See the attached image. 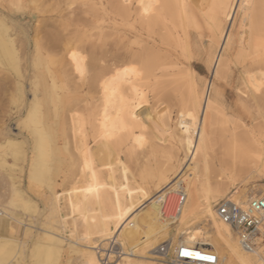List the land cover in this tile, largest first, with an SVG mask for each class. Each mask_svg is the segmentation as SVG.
Segmentation results:
<instances>
[{"label": "bare ground", "instance_id": "bare-ground-1", "mask_svg": "<svg viewBox=\"0 0 264 264\" xmlns=\"http://www.w3.org/2000/svg\"><path fill=\"white\" fill-rule=\"evenodd\" d=\"M205 1L210 5L207 12L203 15L209 20L212 28V37L218 43L217 53L210 60L213 66V78L217 80V84L219 85L222 80L224 82L228 78L232 69L231 64L233 59L230 50L232 47L230 48L231 43L229 42L231 41L229 40L231 39L229 33L232 25H234L235 13L239 8L244 6L243 10L247 24L249 22L252 28L249 33L250 42L240 44L242 48L239 45L241 55H243L242 52L250 51V49H253L257 53L264 48V46H260L258 41H256L257 37L255 36L257 31L258 33L260 31L258 24L255 25V22H257L256 19L261 13L257 16L258 9L252 8L254 0ZM112 5V25L101 27L99 23H96L90 26L86 25V27L82 26L83 28L77 26L75 30L83 33V39L78 41L72 36L74 31L69 30L70 27L64 28L65 30L63 29V32H66V34H59L57 31V33L53 34H48L47 32L43 34L38 17L31 16V20L36 21V24L33 28L28 29L27 27L26 34L34 33L35 36H33L36 39H31V41L30 38H26L28 40L25 43L20 41L22 43L20 46L16 34L14 36L17 40L14 39L13 33H11L12 29L8 27L10 23L8 22V24L0 17V55L17 61L19 59L18 48L20 47L23 49L24 54H26V58L28 55L31 56V54L46 56L47 60L50 58V65L47 66L48 79L53 86L57 87L56 75L59 73L66 75L62 71V67L66 64L81 79H84L83 75L86 72L85 69L88 64L83 53H88L92 60L90 67L94 71L92 82L97 87L99 94L96 100L97 106L94 118H77L72 115L70 117L72 127L70 134L65 132L56 133L52 130L44 133L40 130V128L43 130L44 127L34 129L33 135L32 133H30L31 135L29 134L33 137L30 157L18 151L19 145L16 144L15 140L8 139L3 144H0V146H4L3 148L12 151V154L14 153L15 161L22 163L21 165H25L26 163V166L29 168L28 180L30 181H28L29 184L25 191L23 187H19L21 185L15 187V194L19 198L21 207L20 212L13 215L16 216L15 222L17 226L15 227V232L17 234L11 237L5 232L6 236L0 237V252L1 248L15 242L19 245L16 264H25V254L28 251H25L27 246L32 248V255L41 258L44 264H57L59 261H61L60 264H65L63 261L64 253L62 245L67 239L53 230L55 222L58 225V228L56 227L55 230H59L60 228L62 230L66 226L64 215L61 216L62 209L58 203L60 198L58 190L61 187L58 181L61 179L63 181L71 179L82 182L80 184H83V186L72 188L68 192L66 201L69 203V216H80L79 213L83 211L89 202H110L112 217L110 216L111 218L109 219L106 217V220L104 219L100 225L101 242H105V244L108 243L111 246L119 244L124 252L126 247L134 251L137 243H133V239L139 238L140 241L145 242L146 244L143 247L146 248L150 245L147 240L151 236L173 229L175 232L173 237L170 239L169 235L170 240L166 242L169 248L175 246L199 247L200 249L214 253L219 259L218 264H240L242 260H246L247 264H264V258L258 253H250L242 248L238 236L233 233L229 225L218 218L215 210L217 199L213 196L214 188L209 181L207 157L205 154L210 141L208 139L207 126L210 118H227L222 113L225 97L221 95L222 92L220 94V92L216 91L213 81L207 84L204 83L206 84L203 86L204 89L200 90L197 79L188 70V67L194 64L191 62V36L189 33L191 24L186 11L187 1L168 0L165 6H159V0H114ZM163 10H166L168 14L180 22L182 33L181 35H177L175 39L180 43L178 46H182L184 61L175 55L177 52H171L167 48L170 47L167 37L171 32H164L162 35L157 30L162 22H160V19L163 16ZM258 21L260 22V19ZM165 27L162 30L166 29ZM167 28L170 27L167 26ZM106 29L110 31L106 32ZM166 30L168 31V29ZM93 32H97V34ZM245 37L247 38V36ZM173 38L171 37V39ZM176 40L173 42L175 43ZM178 46L176 47L178 48ZM251 52L253 54V51ZM73 53H75V58L73 57ZM239 67L242 68V66ZM13 68L16 70L18 67L14 66ZM64 69L68 71L67 68ZM124 69H132V71L125 72ZM243 70L248 75V78L245 79L248 89V91H245L248 93L247 97L243 98L245 105L241 107L244 113H246L244 118H249V120L264 118V54L254 57L249 62V65H245ZM255 71L256 73H254ZM62 77L64 78L63 75ZM160 86L167 87L175 96L181 87L185 91L184 97H180V103L187 114L185 126L190 138L191 153L187 163H185V166L179 173H176L179 163L177 159L174 160L173 158L174 161L170 159L167 164L165 163L166 165L156 172L150 170L151 172L147 176L151 180L150 184L140 193L143 200L149 204L140 209L144 205V203H140L138 209L132 213L133 208H129L130 210L126 211L124 223L113 234L111 226L118 227L121 218L125 215V211L121 200L117 199L116 195L110 190L115 186H113L115 180L113 171H106L107 174H104L100 167L105 166V164L109 166L113 164L115 151H122L125 148L129 154V152L133 151L135 143L140 144L143 141L141 139L142 131H144L146 126L145 121L141 119V115L137 111L143 104L146 105L148 102L145 88L149 90L150 87L154 89ZM18 87V90L24 91L21 85H18ZM237 95L240 98V94ZM28 112L27 118H31L32 115L36 114L34 105H32ZM156 112H158L155 113L157 114L156 118H166L163 111L161 113L159 111ZM85 126H89V129L86 130ZM136 131H139L140 134L137 135ZM32 137H30V140ZM42 141L44 142L43 151ZM262 141H254L253 148L257 159H261L264 156V143ZM131 158L133 157L131 156ZM115 160L120 163L117 158ZM23 169V166H21L20 170L22 172ZM69 174H72V176H69ZM43 179H46L48 182V191L43 189L42 186L37 185ZM78 182L76 183L78 184ZM221 190L219 191L221 192ZM153 191L155 192L154 195H152ZM167 191H169L168 193H181L186 196V201L178 207L177 213L168 217L163 212V202L165 201L164 198L167 195ZM26 192L36 197V200L29 197ZM61 193L64 192L61 191ZM234 194L237 195V191ZM256 197H264V188L259 193H253L252 195H248L245 191L242 195L235 196L234 199L240 203H246L249 199ZM133 199H137V197L133 196ZM41 207L47 211V215L45 220H42L39 225L42 227L38 229L40 231L33 232L35 233V237L31 238V241L28 243V234L30 236L32 230L37 228L26 224L27 218L32 216V211L33 213L38 212L42 214ZM7 212L0 209V215L11 219V214ZM53 217L58 218V221L55 219L53 222ZM7 229L6 225V229L4 230ZM74 242V245L79 247L76 249L77 252L84 253L85 260L83 264H101L100 256L103 249L99 248V245L89 241L86 245L87 251L85 252L82 250L83 245L81 243ZM27 243L30 245H27ZM124 254L127 255L126 253ZM15 258L14 260H16ZM12 263L9 262L8 264ZM34 264H37L36 261ZM38 264H40L39 261Z\"/></svg>", "mask_w": 264, "mask_h": 264}, {"label": "rangeland", "instance_id": "rangeland-1", "mask_svg": "<svg viewBox=\"0 0 264 264\" xmlns=\"http://www.w3.org/2000/svg\"><path fill=\"white\" fill-rule=\"evenodd\" d=\"M113 1L114 0H0V17H2V19H4L7 23H10H8V27L9 29H12L11 33H13L12 35L15 40L18 39L17 41L19 45L25 43L28 40L26 38H30V40L35 38L34 33L26 34L27 27L30 29L36 24V21L31 20V16L38 17L39 25L42 28L43 34H46V32L48 34L57 32L59 34H66V32H63V29L70 27L69 30L74 31L72 36L78 41L83 39V33L79 30H75L77 26L79 28H83L86 27V25L90 26L96 23H99L101 27H109L112 25L113 14L111 10L113 7ZM167 1L168 0H159V6H165ZM186 1V11L191 24L189 28L191 36V62L194 64L189 66L188 70L192 72L197 79L200 90H203V86H205L208 82L213 81L216 91L220 92V94L222 92L221 95H224L225 97V103L222 105V113L226 115L227 118H210L207 126L208 139L210 141L208 145L209 148L207 147L205 154L207 157V168L210 178L209 181L214 188L213 196H215V199L219 202L223 198L233 195L236 191L237 195L234 194L233 198L235 196L242 195L245 191L248 195L259 193V191L264 188V156L261 157V159H257L253 145L255 140H263L262 142L264 143V118H253L251 120H249V118H244L246 113H244V110L241 107L245 105L243 98H246L248 93L246 92L248 89L245 80L248 78V75L243 69L245 65H249V62L254 59V57H257V55H263L264 48L259 50L257 53L253 49H250V51L247 50L246 52H242L243 55H241L240 51L242 46L240 44L250 42L251 39L249 38V33L252 29L249 22L247 24L243 10L244 6H242L235 13L236 15L233 21L234 25H232L229 33L231 39L229 40L231 41L229 42L231 43L230 48L232 47L230 50L232 52L231 54L233 59V65L231 64L232 69L229 73L231 78L228 76L224 82L222 80L218 85L217 80L213 78V66L210 60L213 58V55L217 53L218 43L214 40V37H212V28L209 20L203 15L209 9L210 4L205 0ZM252 4V8L255 7V10L258 9L257 16L261 13L256 19L257 22H255V25L258 24V28L260 29L259 33L257 31V34L255 35L257 37L256 41H258L260 46H264V0H261V2L260 0H254ZM13 5L16 6L14 7ZM258 19H260V22ZM160 22L161 23L157 28L159 33L163 35L164 32H171L167 37L168 43L170 44V47L167 48L171 52H177L178 54L176 53L175 55L184 61L182 46L179 45V47L178 44L180 43L175 39L177 35H181L182 33L180 22L168 14L166 10H163V16L160 19ZM13 24L14 26H12ZM167 26L171 29L167 28ZM164 27L168 29V31L166 29L162 30ZM107 31L109 32L110 30L106 29V32ZM93 33L97 34V32ZM15 34L17 39L14 36ZM245 36H247V38ZM171 37L174 38L171 39ZM174 40H176V45L173 42ZM176 46H178V48ZM18 50L19 59H17V61H13L10 57L7 58V56L4 57V55H0V144H3L4 141L8 139L15 140L17 142L16 144L19 145L18 151L23 152L26 156L30 157L32 153L31 145L33 139V137L30 136V133L33 135L34 129L44 127L45 129L43 128V130L40 128V130L44 133H48L52 130L56 133L65 132L70 134L72 132L70 117L72 115L77 118H94L97 106L96 100L98 99L99 94L97 87H95L92 82L94 71L90 67L92 60L90 59L88 53H83V56L86 58V63L88 64L86 65V72L83 75L84 79H81L80 76L73 72L71 67L66 64L62 67V71L65 72L66 75L62 73L56 75L57 87H55L51 84L47 74V66L50 65L51 59L49 58L47 60L46 56H36V54H31V56L28 55L26 58V54H24L23 49L19 47ZM251 51H253L254 55ZM238 52L239 54H237ZM236 61L238 62L236 63ZM13 64H16L14 66L18 67L16 70H14ZM238 65L242 66V68ZM64 68H67L68 71ZM254 73H256V71ZM35 83L37 86L34 85ZM18 85H21V88L24 91L18 90ZM242 85L244 86L242 87ZM181 88L178 92H176L177 97L174 93L173 95L167 87L160 86L154 89L153 87H150L149 90L148 88H145L148 96V102L146 105L143 104L137 111L138 114L141 115V119L145 121L144 123L146 127L144 131H142L141 137L143 141L140 144L135 143L133 151H128L129 154L125 148H123L122 151H115L114 158H117L120 163L113 159V164L111 166L105 164L106 167L104 165L100 167L104 174H107L106 171H113L115 176L113 186H115L110 190L114 195H116L117 199L121 200L125 211V215L121 218V222L118 227L116 228L114 225L111 226V232L113 234L120 227V225L124 223L123 221H125L126 218V211L129 208H133L131 211L132 213L138 209L140 203H144L140 209L149 204L143 200L140 194L143 190H145L148 184H150L151 180L147 177L148 173L151 171L156 172L158 169L166 165L170 159L172 161L177 159L179 165L176 173H179L189 159L191 153L189 144L190 138L188 137L185 126V117L187 114L186 111L183 110L180 103V99L184 97L185 91ZM237 94H240V98ZM240 99L243 100L241 101ZM32 105H34V111H36V114L32 115L31 118H27L29 113L28 111L31 109ZM156 111H159L160 113L163 111L166 118H156L157 114L155 113H158ZM85 127L86 130L89 129V126ZM136 133L137 135L140 134L139 131H136ZM30 137H32L31 140ZM3 147L4 146L2 145L0 146V209L5 212L8 211L9 214H11V219L0 215V237H4L6 234H9L12 237L17 234L15 232V227L17 226L15 222L16 216L13 215H16L21 210L19 198L15 194V187L21 185L19 187H23L24 191L27 189L29 184V168L26 166V163L25 165H21L22 163L15 161L16 158L14 153L12 154V151ZM131 156L133 158H131ZM148 165L149 167L147 168ZM21 166L24 168L23 172L20 170ZM69 176H72V174H69ZM69 180L63 181L61 179L58 181L59 184H61V187L58 190V195L60 196L58 203L62 209L61 216L64 215L63 217L66 221V226L62 230L60 228V232L58 229L55 230L58 226L55 222L53 230L67 239V241L62 245L64 253L63 261L65 264H83L85 260L83 256L84 253L77 252L76 249L78 246L74 245V241L81 243L83 245L82 250L85 252L87 251L86 245L89 241L99 245V248L103 249L100 256L101 264H167L164 260L159 258L157 249L173 237L175 233L173 229L151 236L147 240L150 245L146 248L143 247L146 244L145 242L140 241L139 238L133 239V243H137V245L135 244L136 248L134 251H131L126 247L124 252L119 244H113L116 245L115 247L108 243L107 245L105 242H101L102 234L100 233V225L104 219L106 220V217L107 219L112 217L110 202H89L84 209L82 208V212L84 213H79L80 216L83 214L82 217H74L72 215L69 216V203L66 201L68 192L71 191L72 188H79L83 186V184H80L82 182L71 179ZM76 182H78V184ZM47 184L48 182L46 179L37 183V185L42 186L43 189L48 191ZM219 190H221V192ZM61 191L64 193H61ZM168 192L169 191H167V194ZM26 193L29 197L36 200V197L30 195L28 192ZM154 194L155 192L153 191L152 195ZM133 196H135V198L137 197V199H133ZM172 199L175 201L177 200V197L173 196ZM126 207L128 208L126 209ZM41 209L42 214H39L38 212L33 213L32 211V216L27 218L26 224L33 225L37 228L32 230L30 236L28 234V243L31 241V238L35 237V233L33 232L40 231L38 229L42 227L39 225L42 220H45L47 215V211L44 210L43 207H41ZM176 211H178V208H171V214L169 213L170 216L177 213ZM169 214L166 217H168ZM55 219L58 221V218L53 217V222ZM6 225L8 229L4 230L6 229ZM28 243L27 245H30ZM31 249L32 248L27 246L25 250H28V253L26 252L25 254L27 259L25 258L24 263L34 264L36 261L38 264L39 261L40 264H44L41 258L32 255ZM17 251L19 252V245L15 242L12 244L9 243L5 247L1 248L0 264H8L9 262L16 264L18 260ZM123 253H126L127 255H123ZM16 256L17 258H15ZM14 258L16 260H14ZM60 263L61 261L57 264Z\"/></svg>", "mask_w": 264, "mask_h": 264}, {"label": "built area", "instance_id": "built-area-1", "mask_svg": "<svg viewBox=\"0 0 264 264\" xmlns=\"http://www.w3.org/2000/svg\"><path fill=\"white\" fill-rule=\"evenodd\" d=\"M173 196H176L177 200L174 201ZM164 199L163 212L167 216L171 214V208L177 209L186 201V196L181 193H168ZM215 210L218 218L229 225L233 233L238 236L244 250L258 253L264 258V197L251 198L246 203H240L233 198V195H230L217 202ZM185 249L197 251L201 253V256H214L216 260L183 256L181 252ZM157 253L159 258L167 264H218L219 262L214 253L199 247L169 248L167 243H164L157 249Z\"/></svg>", "mask_w": 264, "mask_h": 264}, {"label": "snow or ice", "instance_id": "snow-or-ice-1", "mask_svg": "<svg viewBox=\"0 0 264 264\" xmlns=\"http://www.w3.org/2000/svg\"><path fill=\"white\" fill-rule=\"evenodd\" d=\"M14 7L16 5H13ZM73 57L75 58V53H73ZM219 59V58H218ZM125 72H129L132 71V69H124ZM133 119H135V117H133ZM43 141H42V151H43ZM181 255L186 256V257H199L201 259H207V260H216V257L214 256H201V253L197 252V251H188L187 249L183 250L181 252ZM240 264H247L246 260H242L240 262Z\"/></svg>", "mask_w": 264, "mask_h": 264}]
</instances>
